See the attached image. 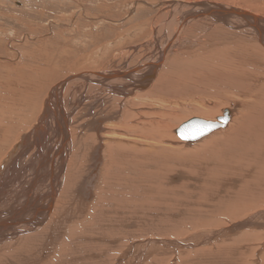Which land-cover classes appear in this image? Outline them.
Returning <instances> with one entry per match:
<instances>
[{"label":"bare ground","instance_id":"obj_1","mask_svg":"<svg viewBox=\"0 0 264 264\" xmlns=\"http://www.w3.org/2000/svg\"><path fill=\"white\" fill-rule=\"evenodd\" d=\"M170 6L177 9L171 8L169 13H166V17L170 15L165 17L168 23L153 28V40L150 45L157 51L158 57L154 58L150 75L143 74L146 71L143 63H137V67L130 72L91 71L67 78L52 89L55 101L52 102L53 99L49 96L47 111L35 118L38 124L30 130L31 137L27 133L21 137L26 127L23 126L27 124V121L20 123L24 113L12 120L20 105L16 106V101L1 104L0 120L6 121V125H1L3 122L0 124V155H4L0 162V264H114L115 261V264H139L142 254L134 255L136 259L134 258L132 263L131 259H128L135 245L131 242L133 238L145 240L151 235L168 237L179 233L181 228L176 226H187L190 229L196 222H202L186 215V220L174 223L168 221L166 224V219H177L180 214L177 215L178 212L184 213L183 209L180 211L181 209H174L172 204H168L173 201L174 205L178 206V201L183 203L185 197L181 191L186 189L187 184L175 187L170 183H175L177 178L184 181L186 177L175 174L168 178V174L179 167H190V170L192 167H200L202 171L207 169L200 179L192 176V181L196 182L195 185H190H197L196 189H204L205 180H222V187L214 185L209 187V190L204 189V195L206 199L218 200L220 205L238 209L230 210L236 217L241 216V208L249 203L257 204L260 197L264 200V178L257 179L258 182L253 180L234 185L238 180L231 176V172L233 175L239 173L242 166L249 167L245 166L249 161L254 169L256 167L262 172L261 175H264V18L230 6L197 3L186 7L189 16L186 20H181L186 22L183 24L178 22V17L173 13L183 6L175 3ZM204 20L209 21L211 33L202 37L195 33V38L192 41L190 39V43L173 41L175 36L183 38L188 27L192 29L194 26H202L201 21ZM238 21L241 23H237ZM208 25L200 30H206ZM159 35L162 36V46L158 44ZM242 36H250L252 40L247 41L254 44H236L235 40L241 42ZM219 39L222 41L214 45V40ZM176 42L182 43V50L174 51L178 57L183 54V60L179 59L177 64L182 74L178 73V77L174 74L175 77L169 75L162 79L156 78L161 60L169 51L173 52L172 48ZM200 42H203V45ZM201 51L211 57L208 70L201 65L202 59H194V54H202ZM181 62L183 64H180ZM190 69L195 78H199L194 84L182 83L188 78L184 70L191 73ZM86 77L95 81L97 94L103 97L102 101L114 104H108L94 121L91 120L82 126L83 132L79 139L76 137L77 142H74L76 138L72 139L71 127L76 126L71 125L68 114L62 109L61 92L62 87L86 80ZM25 82L12 77L6 78L5 87L0 84V93L4 94L9 88L18 91L17 88ZM120 83L122 87H119ZM121 88L122 93L117 95L116 91ZM143 90L146 91L144 94ZM197 94L205 98L203 104L206 106L211 105V101L206 99L225 100L228 96H233L231 100L235 98L237 101H231V110H225L228 111L229 120L224 126L214 127L193 141H188V137L181 138L176 133L184 146H190L211 135L201 141V150L193 147L186 156L178 157L180 153L177 156L169 153L165 156L164 152L169 146L163 143L164 140L158 141L146 135L151 132L154 122L159 123V120H149L150 116L146 111L148 105L145 101L152 99L158 105L167 104L173 107L179 103L183 104L188 96L197 98ZM5 97L6 101H12V98ZM238 101L242 108L240 110L243 111L235 113ZM225 111L217 119L224 118ZM162 112V109L157 108L153 115ZM191 119L209 121L197 117ZM217 119L209 122L220 125ZM48 132L55 134L58 141L53 152H48L44 158H26V152L31 149L30 145H34L37 135L41 133L43 137L45 134L44 139H47ZM15 135L20 140L16 145ZM27 138L31 139V143L27 144ZM8 142L11 143L9 150L6 145ZM237 176L240 180L241 176ZM221 192L225 195L220 197ZM190 211L189 214L195 212ZM150 217L153 222L159 224L150 226ZM225 217L230 216L225 214ZM203 220L199 225L210 222L204 218ZM238 224L240 227H249L247 221ZM196 225L198 226V223ZM202 238L196 237L194 241H202L204 247L210 246L212 241L208 243L206 238ZM250 238H255V235H241L239 242H249ZM136 244L141 246V250L151 248L152 251L154 248L153 251H156L163 243L146 240L137 241ZM211 245V248L198 251L203 256L200 264L239 263L228 254V251L231 252V246L228 245L227 248V245L223 244ZM170 246L173 249L176 247L174 243ZM209 251L217 252L209 256Z\"/></svg>","mask_w":264,"mask_h":264},{"label":"rangeland","instance_id":"obj_2","mask_svg":"<svg viewBox=\"0 0 264 264\" xmlns=\"http://www.w3.org/2000/svg\"><path fill=\"white\" fill-rule=\"evenodd\" d=\"M173 3L184 7L174 10L173 12L174 15L178 17V22L186 20L189 16V10L186 7L197 3L230 6L264 18V0H0V84L5 87V79L9 77L13 79L16 78L20 81H26L17 88L18 91L15 89L13 90V88H9L6 92L4 91L5 96L12 98V101H6V99H4L6 98L4 94L0 93V106L5 102L8 103L13 101H16V106L20 105L12 120H16L20 113H24L20 123L27 121L29 125L25 124L23 126L26 127L21 137L26 135V133L29 136L30 130L38 124L35 118L40 117L44 111H47L46 103L49 96L52 97L50 98L51 100L53 99L52 102L55 101L54 96H52V89L71 76L91 71L108 72L110 70H121L130 72L131 69L137 67V63H143V67L145 66L144 71L146 70L143 74L145 73L148 76L149 73L150 75L153 69V61L158 57L157 51L153 50V46L150 45L153 40V28H159L164 26V23H168L165 19L170 15L166 17V13H169L171 8L177 9L176 7H169V5ZM182 15H184L185 18H183ZM172 22L175 23V21ZM208 22L207 20H204V22L201 21L203 25L200 27L194 26L192 28L193 30L191 27H188L183 38L175 36L173 41L179 40L182 43L183 41L190 43L194 40L195 33L201 37L211 33V26L208 25ZM185 23L186 22L183 24ZM237 23H241V21ZM206 25H208V28L201 31L200 28ZM220 29L222 30L223 28ZM161 37V35L158 37L159 46L163 45ZM249 39L252 40L250 36H242L241 42L238 39L235 41L236 44L245 46L254 44L253 42L250 43L247 41ZM219 41H222V39L214 40L213 44L216 45ZM181 42L174 43L172 48L173 52L170 53L169 51L164 59L161 60L162 64H160L156 78L159 77L162 79L165 76L174 74L178 77V73H181V69H179V65L177 64H179V59L183 60V54L178 57L174 53V51L177 52L182 50L180 49L182 45ZM200 44L203 45V42H200ZM211 51L212 50H210V52ZM201 53L202 54L195 53L194 59H202V64H200L208 70L211 57L204 55L205 52L203 51H201ZM207 53H209L208 50ZM144 60L145 62H143ZM184 61L186 60L184 59ZM180 64L183 63L181 62ZM149 69L150 71H148ZM184 72L187 74L188 78H185L182 83L194 84L199 78H195L192 70L191 73L187 70H184ZM7 75L9 77H7ZM196 76H198V74ZM91 80L92 78H87L86 80L78 81V83L77 81H73L74 83L70 86L62 87V109L66 115L68 114L71 125L76 126L71 127L72 139L76 137L79 139L83 132L81 127L90 123L91 120L94 121V119L107 108L108 104H114V102L106 103V101H102L103 97L97 94L95 81ZM119 87H122L121 83ZM149 89L150 88H148V90ZM74 90L77 92L75 93ZM122 91V88L116 91L118 92L117 95L122 93ZM145 92L146 91L143 90V94ZM231 98H233V96H228V99L225 100L223 98L214 99L215 101L206 99L211 101V105L206 106L203 104L205 98L197 94V98L188 96L186 101H184L185 103L183 102L181 105L179 103V105H173V107L167 104L158 105L152 99H149L145 101L148 105L146 111L149 113V120L157 119L159 123L154 122L151 132L146 135L158 141L164 140L163 143L169 146V149L164 152L165 156L168 155V153L173 156H177L178 153H180L178 157L186 156L192 151L193 147L197 150H201L202 146H199V144L202 140L211 137V135L192 143L194 146L192 144H190V146H184L179 141L180 139L177 137L175 131L180 125L194 117L215 121L223 114V111L228 109L231 110V101L235 100V98L232 100ZM66 104L69 106H66ZM157 108L162 109L163 112L153 115ZM240 108V102L238 101V107L234 112L238 113L237 111H239ZM67 110L69 112H67ZM165 113H167V115H165ZM49 117L50 114L48 115V118ZM30 120H32V122H30ZM1 122H3V124H1ZM49 122L51 123L52 120H49ZM0 124L6 125V121L1 119ZM8 131L9 130L6 128L7 133ZM12 135L14 137V134ZM41 137V133L37 135L34 145H32V147L30 145L31 149L26 152V158L32 157L33 160L39 157L44 158L47 156L46 154H48V152L51 153L53 149L56 148L58 141H56L55 134L48 132L47 139H44L45 134H43L42 139ZM77 138L74 142H77ZM15 139L16 145L20 140L16 135ZM30 140V138H27V144L31 143ZM148 140L152 142V140ZM41 142H43V144ZM10 144L9 142L6 144L7 150L10 149ZM1 150L2 149H0V151ZM256 152L255 150L254 154H256ZM3 157L4 155H0V162L4 159ZM164 158L166 157H163V159ZM250 162L251 161L245 164V166L251 167L250 169H248L249 167L242 166L240 172L236 171V173L239 172L237 174L241 176L240 180H242V176H244L242 181L239 180L237 174L233 175L231 172L233 179L238 180V182H234V185H242L253 180H255L254 182H258L260 178H264V175H261L262 172L256 169V167L254 169ZM164 168H166V166ZM189 168L185 166L184 168L179 167L168 174V178L175 174L186 177L184 181L182 179L180 180V178H177L175 183H170L168 181V183L172 184L171 186L183 187V185L187 184V187L190 188L188 189L186 187V189H182L181 191L183 192V197L185 196L182 201L183 203L179 200L177 206L174 205L173 201H170V203L168 202V204L174 206V209H181L180 211L183 209L184 213L178 212L177 215L180 213L181 216H179L180 214L177 216L178 218L175 216L177 219H166V224L169 222L174 223L175 221H181L187 217L186 215L194 219L198 218L199 220L197 221L202 222H196L198 226L195 224L190 229H188L187 226H185L187 229L184 228V226H176L179 229L181 228L179 233L168 237H155L151 235L152 237L147 236L148 238H145V240L133 238L131 242H134L135 245L132 248L131 257L128 258L129 260L131 259L130 263L133 262V259L137 256L136 254H142V259L139 264H200L199 262L202 261L203 256L198 251L211 248V244L215 246L223 244L227 245V248L228 245L231 246V252L228 251V254H230V257L233 259L236 258V261H239V263L236 262L237 264H262V259L264 258V200L260 197L258 198L257 204L250 205L249 203L248 205L247 202L248 206L241 208V212L239 213L241 216L236 217L230 212L231 208L235 207L220 205L218 200L206 199L204 195V189L209 190V187L212 188L214 185L222 187V180L217 181L211 177L214 180H205L204 189H196L197 185L196 187H191V185H195L194 183L196 182L192 181V176L193 178L198 177L200 179V177H203V174H206L205 170L207 169H203L202 171V169H199L200 167H198V169L192 167L191 170ZM29 175L27 176L29 177ZM229 177L227 176V178ZM262 186H264V182ZM167 188H169V186H167ZM259 188L261 189L260 186ZM194 193L195 195H193ZM220 195L223 196L225 194L221 192L219 196ZM187 202L192 206L189 207ZM188 208L190 209L188 210ZM151 210L150 212H152ZM190 210L195 212L189 214V212H191ZM154 212L160 213V211ZM223 212L230 217H225ZM201 218L202 220H200ZM203 218L210 222L201 226L199 224L203 223ZM149 219L152 222L149 223L150 226L157 224L156 221L153 222L152 217ZM243 221H247L249 227H240L238 223ZM252 223H254V225ZM133 228L136 230L135 227ZM246 234L255 235V238H250L249 242H239V237ZM196 237H201V239L204 237L207 239L208 243L212 242L210 246L204 247L202 241H194ZM146 240L151 242L157 241L164 245L162 244L156 251H153L155 250L154 248H152V251L151 248L141 250V246L136 243L137 241L141 242ZM171 243L176 245L175 249L170 246ZM190 243L194 245L192 246ZM119 252L121 253V251ZM119 252L117 253L118 255L120 254ZM150 252L152 254H150ZM216 252L209 251V256Z\"/></svg>","mask_w":264,"mask_h":264},{"label":"water","instance_id":"obj_3","mask_svg":"<svg viewBox=\"0 0 264 264\" xmlns=\"http://www.w3.org/2000/svg\"><path fill=\"white\" fill-rule=\"evenodd\" d=\"M223 117L224 118L217 119L220 125L205 120L191 119L182 126H180V128L177 129L176 133L181 138L188 137V141H193L195 140V138H200L203 133H208L210 129L214 127L224 126L225 122L229 120L228 111L224 112Z\"/></svg>","mask_w":264,"mask_h":264}]
</instances>
